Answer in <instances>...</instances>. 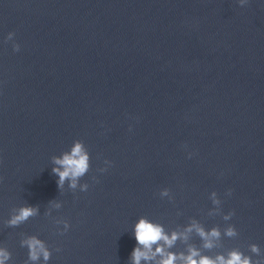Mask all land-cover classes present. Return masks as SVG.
<instances>
[{"label": "clouds", "instance_id": "1", "mask_svg": "<svg viewBox=\"0 0 264 264\" xmlns=\"http://www.w3.org/2000/svg\"><path fill=\"white\" fill-rule=\"evenodd\" d=\"M240 6H244L248 3V0H238ZM14 33H8L7 39L11 40L14 37ZM13 50L19 51L20 45L17 43L13 44ZM131 130V129H129ZM192 153H189L191 157ZM52 163L55 165L51 169L52 174L58 177L56 183L59 191H63L65 182H68V187L72 190H76L79 187L80 191L86 192L89 188L88 183H80L81 178H83L90 170V154L85 146L84 142L77 139L73 142L70 150L64 151L60 156H52ZM104 164L106 166H111L112 162L105 160ZM99 172L103 173L107 171V167L99 168ZM96 180V177H93ZM232 189H229L226 195H231ZM167 194V190L163 193ZM217 193L212 192L213 203L219 204L220 201L216 199ZM49 203H54L55 207L59 208L61 205L55 203L54 201H49ZM38 212V207L34 206H24L19 209L17 215L12 217L9 221L11 225H18L19 223L26 221L29 217L36 215ZM235 213L230 211L224 219H229ZM69 226L66 224L65 228ZM195 228L197 233L205 240V247H212V242L210 238H219L220 232L217 228H213L210 232H205L199 225L193 224L187 231H192ZM228 236L236 235V231L233 227H229L226 230ZM134 235L136 240V247L131 253L132 264H141V260H152L156 255H160L162 259L158 264H176L177 256L173 253H166L165 247H171L174 242L179 238V234L173 232L171 236L165 234L163 228L159 224H154L145 218H141L135 225ZM160 242H163L161 245ZM29 250V259L31 261H37L40 256H43L45 261L51 258L50 251L46 248L45 244L35 236L28 238L23 242ZM153 245H157L155 251L153 252ZM59 251V249H58ZM251 251L253 253L259 254V248L256 245L251 246ZM199 257V259H197ZM9 258V254L4 250H0V264H5V261ZM181 260L184 264H253L250 257L245 256L243 253L233 250L225 258L223 255L217 256L215 259L209 258L207 256H200L199 252L195 249H190L189 254L185 257L181 255ZM255 264H261V261H256Z\"/></svg>", "mask_w": 264, "mask_h": 264}]
</instances>
